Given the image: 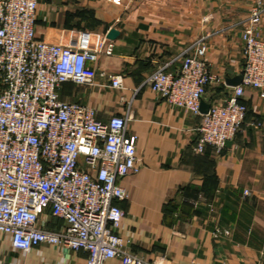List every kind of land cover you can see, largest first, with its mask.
Instances as JSON below:
<instances>
[{
  "label": "crops",
  "instance_id": "crops-1",
  "mask_svg": "<svg viewBox=\"0 0 264 264\" xmlns=\"http://www.w3.org/2000/svg\"><path fill=\"white\" fill-rule=\"evenodd\" d=\"M258 0H38L36 36L95 47L106 38L110 56L94 64V86L63 84L60 98L92 106L97 118L126 115L136 137L140 170L120 180L127 190L120 234L124 245L151 264H264V98L246 89L248 112L232 144L218 153L196 150L202 116L172 108L143 82L160 61L175 60L201 38L219 82L203 102L222 104L227 81L244 66L242 22ZM264 5V0H259ZM111 29L119 36L107 38ZM264 38V17L261 26ZM180 61L171 70L178 71ZM122 77L124 89L107 87L102 74ZM42 221L56 231L64 222L47 210ZM85 252L41 244L13 249L0 233V264H86ZM106 264H121L110 259Z\"/></svg>",
  "mask_w": 264,
  "mask_h": 264
},
{
  "label": "built area",
  "instance_id": "built-area-1",
  "mask_svg": "<svg viewBox=\"0 0 264 264\" xmlns=\"http://www.w3.org/2000/svg\"><path fill=\"white\" fill-rule=\"evenodd\" d=\"M118 2L119 0H113ZM38 0H0V233L16 251L41 244L87 254L86 264H151L130 251L118 233L127 190L120 180L140 170L136 137L126 115L107 121L89 105L64 101L63 84L94 86V67L113 53L104 38L95 47L41 40L36 36ZM264 5L242 22L244 66L241 83L222 104L201 113L207 88L220 80L206 59L207 38L194 42L172 61H160L143 82L172 108L202 116L196 150L222 152L242 130L248 112L246 89L264 98ZM180 61L178 71L171 70ZM107 87L124 89L122 77L102 74ZM47 210L64 222L45 227Z\"/></svg>",
  "mask_w": 264,
  "mask_h": 264
},
{
  "label": "water",
  "instance_id": "water-1",
  "mask_svg": "<svg viewBox=\"0 0 264 264\" xmlns=\"http://www.w3.org/2000/svg\"><path fill=\"white\" fill-rule=\"evenodd\" d=\"M118 36H119V32L116 29H111L109 33L107 34V38L110 40H115ZM241 80H242V76L240 75L233 80L227 81V84L235 87L241 83ZM209 107H210L209 104L202 101L201 108H200L201 113L206 114ZM231 144H232V141H229L226 143V146H229Z\"/></svg>",
  "mask_w": 264,
  "mask_h": 264
},
{
  "label": "rangeland",
  "instance_id": "rangeland-1",
  "mask_svg": "<svg viewBox=\"0 0 264 264\" xmlns=\"http://www.w3.org/2000/svg\"><path fill=\"white\" fill-rule=\"evenodd\" d=\"M252 8V7H251Z\"/></svg>",
  "mask_w": 264,
  "mask_h": 264
}]
</instances>
